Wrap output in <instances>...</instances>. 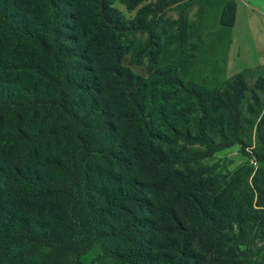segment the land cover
<instances>
[{
	"label": "trees",
	"instance_id": "obj_1",
	"mask_svg": "<svg viewBox=\"0 0 264 264\" xmlns=\"http://www.w3.org/2000/svg\"><path fill=\"white\" fill-rule=\"evenodd\" d=\"M181 1L0 0V264H264V75L186 79ZM246 132L258 167L204 163Z\"/></svg>",
	"mask_w": 264,
	"mask_h": 264
},
{
	"label": "rangeland",
	"instance_id": "obj_2",
	"mask_svg": "<svg viewBox=\"0 0 264 264\" xmlns=\"http://www.w3.org/2000/svg\"><path fill=\"white\" fill-rule=\"evenodd\" d=\"M224 2L225 0H183L172 6L165 16L166 23L158 29L160 40L168 49L164 51L163 58L172 60L189 56L192 63L189 71L184 74L185 78L210 88H221L242 69L253 67L248 77L253 86L258 76L264 75V0H236L239 8L237 24L225 33L219 26ZM142 6L143 4L140 7ZM119 8L128 19L133 18L137 12H129L123 6ZM243 9L246 10L245 14ZM181 17L186 21L187 28V41L182 49L179 48L181 41L176 28ZM171 35L175 37V41L167 47L166 43ZM233 40L237 41L235 45ZM145 69L146 66L132 67L134 72L143 75ZM261 96L263 99L264 96ZM249 100L248 96L243 104L244 116L247 118L251 117L246 108ZM247 132L242 136L247 146L236 145L223 149L212 158L204 160V163H219L221 167L234 169L251 161L256 163L254 167H258L252 156L261 147L255 132L251 140ZM94 256L95 252H91L82 260L89 264Z\"/></svg>",
	"mask_w": 264,
	"mask_h": 264
},
{
	"label": "crops",
	"instance_id": "obj_3",
	"mask_svg": "<svg viewBox=\"0 0 264 264\" xmlns=\"http://www.w3.org/2000/svg\"><path fill=\"white\" fill-rule=\"evenodd\" d=\"M243 11V13L245 14V12H246V10L245 9H243L242 10ZM238 13H239V8H238V5H237V20H238ZM237 20H236V24H237ZM236 26V25H235ZM232 43H233V45H235L236 43H237V41H232ZM254 67H257V66H254ZM262 67H264V66H262ZM253 67H246V68H244V69H242L241 71H239V72H242V71H244V70H246V69H252ZM238 72V73H239Z\"/></svg>",
	"mask_w": 264,
	"mask_h": 264
},
{
	"label": "built area",
	"instance_id": "obj_4",
	"mask_svg": "<svg viewBox=\"0 0 264 264\" xmlns=\"http://www.w3.org/2000/svg\"><path fill=\"white\" fill-rule=\"evenodd\" d=\"M256 165V163H254Z\"/></svg>",
	"mask_w": 264,
	"mask_h": 264
}]
</instances>
